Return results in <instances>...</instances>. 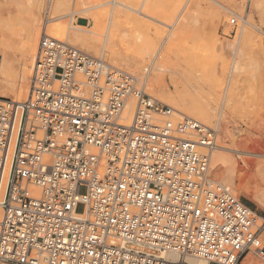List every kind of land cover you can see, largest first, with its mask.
<instances>
[{
    "label": "built area",
    "instance_id": "built-area-1",
    "mask_svg": "<svg viewBox=\"0 0 264 264\" xmlns=\"http://www.w3.org/2000/svg\"><path fill=\"white\" fill-rule=\"evenodd\" d=\"M217 136L43 35L27 99L0 105V264H264V218L212 178Z\"/></svg>",
    "mask_w": 264,
    "mask_h": 264
},
{
    "label": "rangeland",
    "instance_id": "rangeland-1",
    "mask_svg": "<svg viewBox=\"0 0 264 264\" xmlns=\"http://www.w3.org/2000/svg\"><path fill=\"white\" fill-rule=\"evenodd\" d=\"M89 1L93 5L103 4L84 12L96 16L94 23L80 20L81 25L100 37V42H96L92 48L69 41V36L75 32L68 27L70 16L52 17L44 7L33 20L28 18L29 11L23 1L0 0V45L13 46L0 50V56L7 57L22 73L23 80L21 82L19 78L17 85H22L24 90L27 84L29 89L35 49L45 33L134 75L148 94L166 105L168 102L158 90L149 87L148 80L155 79L157 82V78L162 76L169 81L171 79L178 84L181 94H191L202 103H212L211 120H195L217 130L218 146L226 143L231 167L236 166L239 175L244 179L252 175L253 179L246 181L252 182V191L261 202L239 189L240 179L235 180V185L222 182L217 171H213L212 164L214 181L229 186L236 197L264 218V165L255 163L264 162V12L258 7L259 0ZM118 1L131 10L120 7ZM234 16L245 18L254 27L248 23L236 29L231 27L229 23ZM53 26H63L61 35L50 32ZM26 34L28 39L25 38ZM108 37L111 40L107 43ZM19 45H29L24 64L18 51ZM169 45H174L172 53L168 55L169 72L155 74L152 66L159 62L158 55L165 53ZM140 55L144 68L128 66L131 59ZM244 57L249 59L245 61ZM239 63L249 66L245 73L238 72L235 66ZM233 80L238 82V89L231 86ZM6 86L0 80V102H23L27 99H24L22 92L14 96ZM225 100L231 101L232 106L225 107ZM226 135L231 139L228 140ZM243 160L249 162L248 166ZM78 210L81 212L82 206ZM261 240L264 246V232Z\"/></svg>",
    "mask_w": 264,
    "mask_h": 264
},
{
    "label": "bare ground",
    "instance_id": "bare-ground-1",
    "mask_svg": "<svg viewBox=\"0 0 264 264\" xmlns=\"http://www.w3.org/2000/svg\"><path fill=\"white\" fill-rule=\"evenodd\" d=\"M20 1H23L25 3V5H27L26 7L29 11L27 16H28V18H31L33 20L37 18V16L41 12V10H43L44 7L47 8L46 11L48 10L49 12H51V14L53 15V16L51 15L52 17H57V15H60L61 17L70 16L71 19H70V23L68 24V27L70 29L75 30V32L69 36V41L72 44L78 43L79 45L86 46L88 48H90V47L92 48L95 46L96 42H100V39H99L100 37L97 36L94 32L87 29L86 26L81 25L80 20H84V21H88V22L90 20L91 23H94V21H96V16L93 14H85L84 12L92 11L96 7L102 6L103 4L99 3L97 5H93L89 0H48V1H45V0H20ZM93 1L99 2L101 0H93ZM73 2H74V5L72 6ZM117 4L120 7H122L123 9L131 10L129 8V6L121 3L120 1H118ZM258 7L262 12H264V0L258 1ZM76 14H83V15L79 16ZM75 15H76V17H75ZM247 23L250 26L254 27V24L252 22H248V20H246V24ZM63 29H64L63 26H53L51 28L50 32H55L56 35H58L57 32H59V35H61L60 32ZM91 29H92V27H91ZM244 31H245V29L243 30V34H244ZM28 32H31L30 29H28ZM45 35L48 37H51L53 39H56L55 36L52 34L45 33ZM6 38H8V37H6ZM25 38L28 39L27 34L25 35ZM110 38L111 37H108V39L106 41L107 43L110 42V40H111ZM56 40H58V39H56ZM58 41H61V40H58ZM61 42H63V41H61ZM14 44H17V43H14ZM38 45H39V40H38V43H37V46L35 49L33 59H35V56L37 54ZM6 47L11 48L13 46L8 45V44L7 45H0V50L5 49ZM28 47H29V45H19L18 46V51H19V54H20L21 59L23 61L22 62L23 64L25 62V57H26V52H27ZM173 49H174V45H169L166 48L165 53H161V55L159 53H157L160 55V56L158 55L159 62L158 63L154 62L155 64H153V66H152V69H153L155 74H158L159 72H161L162 74L164 72H169L168 55L172 53ZM153 50H155V47ZM153 50H152V52H153ZM157 52H158V49H157ZM153 53H151V55ZM154 54H156V52ZM221 54H223L222 51H221ZM151 55H147V56H151ZM140 58H141V55L139 57L131 59L129 61L128 66L134 67L136 69L144 68L142 63H140ZM147 58H149V57H147ZM155 59H157V55H156ZM246 59H249V58L244 57L245 61H246ZM33 65H34V60L32 61L29 80L32 76ZM237 65L238 66H235V67H237L238 72H241V73H245L249 68V66L246 63H239ZM19 78L22 82V80H23L22 79L23 78L22 73H19V71L16 69L15 65L7 57L0 56V80H2L7 85L6 87H8L11 90V93L14 96L17 97L22 92V96L25 99L28 96L29 89L27 88V84H25L24 90L22 89V85L21 86L17 85ZM170 81L167 80L165 78V76L164 77L162 76L160 78H157V82L155 81V79H149L148 85L153 90L154 89L158 90L161 93V96L166 100L165 102H168V105L173 110H177V111L182 113L181 114V113L176 111L178 114H181V115L185 114L184 116L191 118V119H197V120L201 119L204 121L211 120V118L213 116V113H212L213 111H212V103L210 101H206L205 103L204 102L202 103V102H200V100L195 99L191 94H181L180 93V87L178 86V84L175 83L174 81H172L171 79H170ZM231 86L234 87L235 89H238V82H235L233 80ZM172 87L175 89L174 92H172ZM3 101H5V100H3ZM224 106L228 107V108L231 107L232 106L231 101L225 100ZM186 114H188V115H186ZM226 138L228 140L231 139V137L229 135H226ZM217 140H218V138H217ZM226 142H228V141H226ZM228 151H229V148L227 147L226 143L223 145H219V146L217 144L216 148L214 149V151L212 153V158H211V166H212V164L214 165L213 171H217V174L219 175L222 182H224V183H229V184L235 185V180L240 179L241 183H240L239 189L241 191H244L249 196L253 197L255 200H259L257 198V196H255L253 191H252V186H251L252 182H250L251 179H253L252 175L245 176L247 179L250 180L248 182L246 181L247 179H244L241 174L239 175L238 174L239 169H237L236 166L231 167V164H230L231 159L228 157ZM259 156H261V155H259ZM243 161L248 166L249 162L246 160H243ZM255 163L258 166L264 165V162H262V161H257ZM221 184H223V183H221ZM259 202H261V201L259 200ZM175 258H178V257L175 256ZM187 260L192 264H208L204 261L196 260V259H189L188 258ZM258 263L259 262L257 261V259L254 258L253 262L251 264H258ZM2 264H4V263H2Z\"/></svg>",
    "mask_w": 264,
    "mask_h": 264
}]
</instances>
